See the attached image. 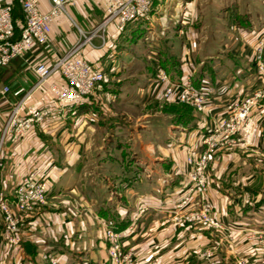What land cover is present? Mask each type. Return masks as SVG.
Here are the masks:
<instances>
[{
  "label": "crops",
  "instance_id": "obj_1",
  "mask_svg": "<svg viewBox=\"0 0 264 264\" xmlns=\"http://www.w3.org/2000/svg\"><path fill=\"white\" fill-rule=\"evenodd\" d=\"M107 1L68 6L70 18L54 22L47 46L0 69V85L10 89L0 96V143L15 107L21 106V114L28 107L53 111L23 139H5L0 146V190L11 204L18 183L33 171L45 176L49 187L47 206L21 216L20 248L0 245V264H46L43 254L58 264H107L102 219L114 220L127 232L125 244L141 246L147 235L155 244L172 240L175 225L169 219L189 184L185 157L202 150L227 106L264 84L254 60L257 38L264 33V0H154L147 21L129 24L122 33L111 25L104 38H94L79 51L104 69L109 81L82 105L59 107L49 84L35 88V68L53 65L80 42L81 32L94 31ZM40 10H49L47 0H40ZM159 69L172 81L190 79L194 88L204 90L212 112L163 116L157 109L139 116L135 125L113 112L109 105L123 110L161 102L163 86L155 80ZM59 80L56 73L49 83ZM257 142L264 148V139ZM224 168L220 165L215 174V204L242 197L241 189L225 183ZM143 207L148 209L140 213ZM240 211L235 212L238 224L264 229V205Z\"/></svg>",
  "mask_w": 264,
  "mask_h": 264
},
{
  "label": "built area",
  "instance_id": "obj_2",
  "mask_svg": "<svg viewBox=\"0 0 264 264\" xmlns=\"http://www.w3.org/2000/svg\"><path fill=\"white\" fill-rule=\"evenodd\" d=\"M16 0H0V69L7 67L12 60L24 56L26 53L39 47H45L49 43L54 22L60 17H68V6H75L79 0H47L49 10L41 12L40 0H18L24 16V22L20 24V33L17 35L16 24L13 19L14 2ZM154 0H108L104 5L105 16L102 23L92 32L85 34L81 32L80 42L64 57L59 58L53 65L38 64L35 72L38 82L35 88H42L49 84L54 102L59 107H74L82 105L86 99L93 94L97 86L106 80V73L101 67H95L82 56L79 51L86 45H91L96 37L104 38L109 26L114 25L119 33L125 31L129 24L147 21L153 10ZM262 48V47H259ZM258 56V72L264 73L262 55ZM60 74V80L49 83V80L56 74ZM157 84L163 85V94L167 99L176 98L186 104H193L211 113L210 98L202 89H196L190 79L185 81H172L169 75L162 69L156 72ZM264 86V84H262ZM262 88V87H261ZM264 88V87H263ZM251 96L242 101H237L227 106V113L239 110V115L231 118L229 122L222 121L221 129L234 130L235 121L242 123L245 132L249 135L255 133L252 124L248 120L250 107L254 98L262 97V89L257 90ZM10 93L8 86L0 85V96ZM22 90L15 95H20ZM254 96V97H253ZM244 101V103H243ZM51 107H28L25 114H21V106L13 109L3 131L0 146L5 139L15 143L23 139L36 126L44 124L51 116ZM238 125V124H237ZM219 129H213L205 138L207 142L218 136ZM252 135V136H253ZM219 137V136H218ZM251 138V137H250ZM210 139V140H211ZM204 176L194 177L191 186L188 187L182 197L178 209L189 206L194 194L202 193L206 188ZM49 187L45 176L36 171L24 177L17 185L13 194L15 214L9 199L0 190V245L3 244L8 250L19 249L22 244L21 227L22 215L31 214L39 210L48 200ZM207 220L205 214L202 215ZM104 230L109 238L116 237L120 242L127 236L125 230H119L115 221L108 220L104 224ZM116 252L114 251V255ZM41 259L46 264H58L55 258L43 254ZM32 264V263H24Z\"/></svg>",
  "mask_w": 264,
  "mask_h": 264
},
{
  "label": "rangeland",
  "instance_id": "obj_3",
  "mask_svg": "<svg viewBox=\"0 0 264 264\" xmlns=\"http://www.w3.org/2000/svg\"><path fill=\"white\" fill-rule=\"evenodd\" d=\"M16 13L19 17L20 12ZM18 21L20 22V18ZM256 47L254 60L258 68L259 52L264 64V33L258 36ZM108 78L106 75V81L101 84L108 82ZM263 87L261 85L257 89H262V97L254 98L249 110L248 120L255 131L254 135L245 132L243 124L237 122V125L236 121L234 130L220 128L222 121L229 122L231 118L239 115V110H236L227 113L215 126V130L219 129V137L216 135L207 143L205 138L203 148L198 154L191 153L185 157L184 163L189 181L187 189L196 176H204L207 183L202 193L193 195V202L186 208L177 207L182 198L176 203L174 214L169 219V223L175 225L172 240L165 244H155L154 236L147 235L143 238L141 246L137 245L138 242L125 244L126 237L119 242L116 237L109 238L106 235L104 224L112 219L99 220V227L103 232L102 238L106 244L107 264H264V229H251L246 225L248 223L238 224L235 218V212L260 209L264 205V148L257 142L258 139L261 141L264 139V123L259 118V116L264 117ZM162 98L161 102L149 108L133 105L125 106L121 110L120 107L109 106L117 115L130 117L133 125L140 123L137 122L139 116L153 113L157 109L163 116L173 112L189 113L192 110L205 112L193 104L182 103L174 97L167 99L163 91ZM220 165L225 166L222 173L225 183L230 188L241 189L242 197L227 200L224 204H215L212 196L215 191L214 178ZM258 199L260 200L256 203L255 200ZM47 204L48 200L33 213L41 211ZM10 206L13 207L14 204L10 203ZM240 206V210L234 209ZM147 209V207L141 208L140 213H145ZM203 214L207 220L202 218Z\"/></svg>",
  "mask_w": 264,
  "mask_h": 264
},
{
  "label": "trees",
  "instance_id": "obj_4",
  "mask_svg": "<svg viewBox=\"0 0 264 264\" xmlns=\"http://www.w3.org/2000/svg\"><path fill=\"white\" fill-rule=\"evenodd\" d=\"M17 11L20 12V16L19 17L16 16L17 15V13H16ZM18 18H20V22L18 21ZM13 19H14L15 24H16V32H17V35H18L20 33V24L22 22H24V16H23V13H22V10H21L20 2L18 0H16L14 2Z\"/></svg>",
  "mask_w": 264,
  "mask_h": 264
}]
</instances>
